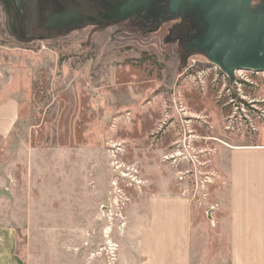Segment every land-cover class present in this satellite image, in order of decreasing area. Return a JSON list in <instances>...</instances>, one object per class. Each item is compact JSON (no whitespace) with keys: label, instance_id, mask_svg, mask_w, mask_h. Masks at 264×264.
I'll return each mask as SVG.
<instances>
[{"label":"rangeland","instance_id":"obj_1","mask_svg":"<svg viewBox=\"0 0 264 264\" xmlns=\"http://www.w3.org/2000/svg\"><path fill=\"white\" fill-rule=\"evenodd\" d=\"M163 39L119 27L23 42L0 6V103L18 102L0 149V227L25 264H113L156 193L183 194L201 227L218 216L220 152L261 139L264 78L235 85Z\"/></svg>","mask_w":264,"mask_h":264},{"label":"crops","instance_id":"obj_2","mask_svg":"<svg viewBox=\"0 0 264 264\" xmlns=\"http://www.w3.org/2000/svg\"><path fill=\"white\" fill-rule=\"evenodd\" d=\"M17 119L16 99L0 103V149ZM221 153L228 194L209 226L194 224L183 194H152L133 214L113 264H264V129L257 143ZM0 264H25L7 227H0Z\"/></svg>","mask_w":264,"mask_h":264},{"label":"water","instance_id":"obj_3","mask_svg":"<svg viewBox=\"0 0 264 264\" xmlns=\"http://www.w3.org/2000/svg\"><path fill=\"white\" fill-rule=\"evenodd\" d=\"M113 13L118 21L136 14L187 17L196 32L183 43L184 54L204 56L230 83L236 71L264 72V0H121ZM65 18L56 16L53 27L67 25Z\"/></svg>","mask_w":264,"mask_h":264},{"label":"flooded vegetation","instance_id":"obj_4","mask_svg":"<svg viewBox=\"0 0 264 264\" xmlns=\"http://www.w3.org/2000/svg\"><path fill=\"white\" fill-rule=\"evenodd\" d=\"M121 0H0L6 21H10L12 34L23 42L54 39L61 34L90 30L91 36L103 33L114 34L119 27L130 33L147 37L164 32L163 42L175 44L181 50V58L196 53L184 54L183 43L191 39L196 30L183 20L166 21L152 15L136 14L124 21L115 19L113 10ZM162 6V3H158ZM66 14L57 24L56 16Z\"/></svg>","mask_w":264,"mask_h":264},{"label":"built area","instance_id":"obj_5","mask_svg":"<svg viewBox=\"0 0 264 264\" xmlns=\"http://www.w3.org/2000/svg\"><path fill=\"white\" fill-rule=\"evenodd\" d=\"M250 73L251 75H258V74H260V75H262V77L264 78V72H250V71H236L235 73H234V81L232 82L233 84H235V85H237V84H241V81L240 82H236V79H237V77H239L241 80L243 79L240 75H242L243 73Z\"/></svg>","mask_w":264,"mask_h":264}]
</instances>
